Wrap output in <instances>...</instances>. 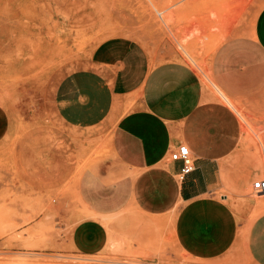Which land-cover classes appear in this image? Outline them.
<instances>
[{
	"label": "rangeland",
	"instance_id": "rangeland-1",
	"mask_svg": "<svg viewBox=\"0 0 264 264\" xmlns=\"http://www.w3.org/2000/svg\"><path fill=\"white\" fill-rule=\"evenodd\" d=\"M263 6L264 0H0V264H251L242 247L248 226L242 227L252 215L240 212L264 205V195H251L249 187L215 194L237 196L228 253L205 249L212 218L204 208L190 219L195 253L181 246L176 211L168 218L134 210L98 218L103 244L77 250V228L93 216L80 208L74 181L108 150L103 137L64 124L53 95L67 74L94 69L99 55L117 51L102 55L107 46L135 41L153 63L180 61L196 70L209 93L238 115L240 143L260 150L264 67L215 74L210 68L264 64V56L237 54L248 42L254 51Z\"/></svg>",
	"mask_w": 264,
	"mask_h": 264
},
{
	"label": "crops",
	"instance_id": "crops-1",
	"mask_svg": "<svg viewBox=\"0 0 264 264\" xmlns=\"http://www.w3.org/2000/svg\"><path fill=\"white\" fill-rule=\"evenodd\" d=\"M251 47L237 52L264 56V6L255 16ZM94 69L76 70L57 84L53 104L67 126L106 140L107 154L82 168L74 181L80 208L92 220L75 233V248L96 250L104 241L98 218L130 210L146 216L169 217L180 213L182 248L196 252L190 219L204 208L212 218L205 249L228 253L237 231L232 207L236 195L217 191L245 190L260 176L264 164V113L260 150L240 143L245 135L238 115L209 93L196 70L180 61L153 63L138 42L107 46ZM241 51V50H240ZM227 54L225 50L219 55ZM263 69L260 63H212L210 70ZM228 95V94H227ZM232 98L230 95L227 96ZM246 118L253 117L245 112ZM88 135V136H90ZM185 145L193 158V170L178 178L180 160L170 153ZM252 215L242 238L247 261L264 264V205L250 204L240 212ZM192 215V216H191Z\"/></svg>",
	"mask_w": 264,
	"mask_h": 264
},
{
	"label": "built area",
	"instance_id": "built-area-1",
	"mask_svg": "<svg viewBox=\"0 0 264 264\" xmlns=\"http://www.w3.org/2000/svg\"><path fill=\"white\" fill-rule=\"evenodd\" d=\"M171 160H180L182 165L178 173V178L182 180L193 170V158L187 146L179 145L170 153ZM251 193L255 196L264 195V172L251 184Z\"/></svg>",
	"mask_w": 264,
	"mask_h": 264
},
{
	"label": "bare ground",
	"instance_id": "bare-ground-1",
	"mask_svg": "<svg viewBox=\"0 0 264 264\" xmlns=\"http://www.w3.org/2000/svg\"><path fill=\"white\" fill-rule=\"evenodd\" d=\"M223 93V92H222ZM224 96V95H223ZM226 97V96H225ZM224 98V97H223ZM227 100V99H226ZM102 221V220H101ZM103 223V222H102ZM8 263V262H7ZM13 264V263H12Z\"/></svg>",
	"mask_w": 264,
	"mask_h": 264
}]
</instances>
